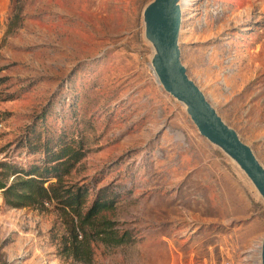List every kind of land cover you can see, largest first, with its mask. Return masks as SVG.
Wrapping results in <instances>:
<instances>
[{"label": "rangeland", "instance_id": "1", "mask_svg": "<svg viewBox=\"0 0 264 264\" xmlns=\"http://www.w3.org/2000/svg\"><path fill=\"white\" fill-rule=\"evenodd\" d=\"M150 1L0 0V160L39 157L21 146L37 116L38 132L83 137L71 179H98L90 198L113 187L109 215L137 238L99 246L93 264H259L264 200L157 82L142 18ZM182 6L187 74L264 166V0ZM58 226L55 213L0 194V264H69Z\"/></svg>", "mask_w": 264, "mask_h": 264}, {"label": "trees", "instance_id": "2", "mask_svg": "<svg viewBox=\"0 0 264 264\" xmlns=\"http://www.w3.org/2000/svg\"><path fill=\"white\" fill-rule=\"evenodd\" d=\"M15 25L21 20L14 15ZM44 119V115L40 116ZM39 116L26 126L21 146L39 154L26 166L0 160V194L12 208H32L56 214L59 228L55 239L58 255L69 264H93L97 248L132 245L135 233L111 219L118 194L110 185L96 188L92 182L72 180L71 175L87 155L83 137L64 130L49 135L38 132Z\"/></svg>", "mask_w": 264, "mask_h": 264}, {"label": "water", "instance_id": "3", "mask_svg": "<svg viewBox=\"0 0 264 264\" xmlns=\"http://www.w3.org/2000/svg\"><path fill=\"white\" fill-rule=\"evenodd\" d=\"M181 3L182 0H151L143 8L144 36L153 49L151 69L162 88L184 105L199 134L237 164L264 200V166L251 147L217 113L181 62L178 42ZM260 264H264V235Z\"/></svg>", "mask_w": 264, "mask_h": 264}, {"label": "bare ground", "instance_id": "4", "mask_svg": "<svg viewBox=\"0 0 264 264\" xmlns=\"http://www.w3.org/2000/svg\"><path fill=\"white\" fill-rule=\"evenodd\" d=\"M183 1L184 0H182V3H181V8L183 7L182 5H183ZM260 245H261V241H260ZM258 249V248H257ZM259 249H260V247H259ZM259 251V261H258V263L260 264V250H258Z\"/></svg>", "mask_w": 264, "mask_h": 264}, {"label": "built area", "instance_id": "5", "mask_svg": "<svg viewBox=\"0 0 264 264\" xmlns=\"http://www.w3.org/2000/svg\"><path fill=\"white\" fill-rule=\"evenodd\" d=\"M2 126V124L0 123V127Z\"/></svg>", "mask_w": 264, "mask_h": 264}]
</instances>
